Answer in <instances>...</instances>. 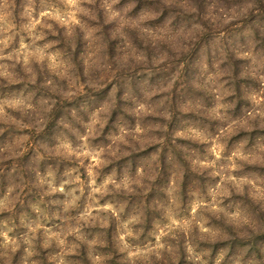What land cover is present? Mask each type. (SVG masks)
<instances>
[{
  "label": "clouds",
  "instance_id": "obj_1",
  "mask_svg": "<svg viewBox=\"0 0 264 264\" xmlns=\"http://www.w3.org/2000/svg\"><path fill=\"white\" fill-rule=\"evenodd\" d=\"M0 264H264V0H0Z\"/></svg>",
  "mask_w": 264,
  "mask_h": 264
}]
</instances>
